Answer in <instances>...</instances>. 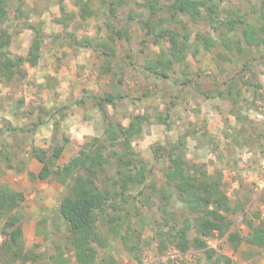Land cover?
<instances>
[{"label":"trees","instance_id":"obj_1","mask_svg":"<svg viewBox=\"0 0 264 264\" xmlns=\"http://www.w3.org/2000/svg\"><path fill=\"white\" fill-rule=\"evenodd\" d=\"M97 1L106 20L117 16L118 10L127 3L126 0ZM93 2L76 0L82 20L94 14L90 10ZM24 6L25 0H18L15 15L10 18V0H0V83L11 88L14 83L20 85L28 78V68L38 65L47 37L38 26L24 22L21 26L17 24L16 20L28 17L24 13ZM144 6L149 14H141L140 22L147 38H152V44L160 47L158 54L149 58L143 49L148 39L140 41L143 47L138 54L132 53V48L127 46L133 39L128 25L116 29L111 21L106 23V37H84L77 40L74 34H69L75 43L74 53L82 47L94 50V66L98 67V63L104 61L99 66L100 77L103 70L112 72L111 62L121 61L117 57V53L121 52L122 62L128 70L147 82L156 81L154 86L143 88L145 98L163 91V84L175 79L182 67L183 75H188L190 52L193 56L201 51L216 53L218 59L229 62L232 70L236 71L223 85L227 90L217 95L237 102L241 93L237 90L240 82L235 80V74L241 73L240 81L247 85L246 75L253 73L254 64L264 63V1L255 3L246 0L243 4V0H146ZM222 10L225 11V17L221 15ZM182 16L201 24L206 30L195 34L180 32L177 26L184 23ZM136 17L131 11L129 23ZM66 18L72 20L75 16L71 14ZM9 20L12 22L7 25ZM57 21L60 23L62 20L58 18ZM15 26L20 29H15ZM26 33L33 36L23 55L18 53V39ZM122 75L116 78L119 84H122ZM205 77L208 74L198 71L196 76L187 77L182 85L210 97L209 92L201 89L202 82L196 80ZM85 96L91 101L92 107L98 109L103 123L102 134L89 141L90 149L76 151L64 160L65 146L77 142L63 137L62 144H56L51 152L42 148L32 149V156L42 164L38 174L29 171L24 173V162L16 168L19 176L25 174L33 181L51 179L64 186V195L59 200L58 209L68 225L69 242L77 262L120 264L114 255L117 243H121L133 259L140 262L142 252L150 246V242L143 240L144 229L149 226L161 255L171 248L182 254L195 249L204 252L208 260L215 258V264H231L230 258L209 249L205 238L215 232L226 235L233 224L230 215L237 212L238 208L244 212L250 200L239 201L234 207L224 189L221 170L216 169L210 174L204 165L186 159V138L190 136L188 132L185 133L187 136H181L177 142L153 147V164L143 159L134 150L133 141L143 136L144 126L154 118L157 123L169 128L168 116H164L158 108H154L153 113L143 110L132 115L125 125L112 119L108 107H115L117 100L126 98V95L85 93ZM78 104L85 105V99L78 101ZM172 106L175 104L167 106V112ZM24 113L29 116L33 111L31 109ZM55 113L61 114L60 119L53 124V140L58 141V130L64 119V114L59 110L40 108L32 127L43 125L54 118ZM231 114L238 117L233 110ZM240 135H245L244 128L238 130L232 141L237 143ZM245 137L253 139L250 135ZM158 162L163 165L160 186L154 181L155 163ZM238 176L237 173L236 181L240 187H244L245 182ZM155 197L160 201V221H150L144 215L151 208ZM24 201L23 192L0 184V264H71L61 247H57L56 254L49 256V262H43L44 256L37 251L36 246L31 249L25 246L21 216ZM177 212H180L179 221L173 218V213ZM256 219L257 223L246 220L250 230L247 238L239 232H231L227 239L233 249H238L246 239L252 247L251 251L243 253L247 259L255 257L257 253H264V218L257 214ZM168 264L185 263L176 260Z\"/></svg>","mask_w":264,"mask_h":264},{"label":"rangeland","instance_id":"obj_2","mask_svg":"<svg viewBox=\"0 0 264 264\" xmlns=\"http://www.w3.org/2000/svg\"><path fill=\"white\" fill-rule=\"evenodd\" d=\"M126 1V5L118 10L117 16H111L106 20L99 8L98 1L94 0L90 6V10L94 14L86 20H82L79 17L80 8L76 5V0H25L24 13L28 17L20 18L16 22L19 25L24 22L42 28L47 36L42 46L43 52H52L57 47L75 48V43L69 38V34H74L77 40L84 37H106L108 34L106 23L109 21L116 29L128 25L133 39L127 46L132 48V53L138 54L140 48L143 47L140 41L148 39L149 42L143 49L146 50L149 58H152L160 52V47L152 44V38H147L146 31L140 22L141 14L144 16L149 14L148 9L144 6L146 0ZM263 1L253 0L255 3ZM245 3L246 0H243V4ZM17 4L18 0H10V18L14 17ZM61 8H63L62 12L60 11ZM131 11L137 17L129 23L128 16ZM71 14L75 16L74 19L66 18L67 15ZM221 15L225 17L224 10L221 11ZM58 18L62 20L60 23L57 21ZM181 18L184 20L183 24L186 27L183 24L177 26L180 32L195 34L206 30L204 26L192 22L186 16ZM11 22L9 20L7 25H10ZM15 29L19 30L20 28L15 26ZM32 36L30 33H26L19 37L18 51L22 52L23 48L28 46V44H25L32 39ZM84 48L88 49L82 47V49ZM92 51L94 52V50ZM49 54L45 53V56L47 57ZM55 57L59 59L58 56ZM117 57L121 61L111 62L112 72L103 70L100 77L98 75L99 66L104 61H100L98 67L93 64V68H89L88 75L85 73L86 83L98 86L101 81L98 92L101 95L107 93L126 95V98L117 100L115 107H108L109 113L115 122H122L127 125L132 115L143 110L153 113L154 108H158L164 116H168L169 128L157 123V120L153 118L149 124L144 126L143 136L137 137L133 141L134 150L150 164L154 163L152 157L153 147L158 144L165 145L168 142H177L181 136H187L185 133L190 134L186 138V159L191 163L204 165L210 174L214 173L216 169L221 170L225 183L224 189L234 207L239 201L250 200L247 202L244 212L239 211L238 208L237 212L230 215L233 224L226 235L215 232L205 238L209 249L214 250L218 255L230 258L232 260L231 264H264V253L261 254L256 251L257 255L250 259L243 256V253L251 251L252 248L246 239L238 249H233L227 240L231 232H239L247 238L250 230L246 220L257 223V214L264 218V63L254 64L253 73L246 75L247 85H243L242 80L240 81L241 73L235 74V80L240 82L237 90H240L241 96L238 97L237 102H233L227 97H218L217 93L227 90L223 85L236 71L232 70L229 62L218 59L216 53L201 51L198 55L193 56L190 52V72L188 75H183L184 67H182L176 74L175 79L163 84V91H159L155 95L156 97L147 98L143 96V88L147 85L154 86L156 81L153 83L147 82L143 77L128 70L126 64L123 63L121 52L117 53ZM198 71L208 74V77L196 80L202 82L201 89L209 92L210 97L182 85L187 77L196 76ZM94 72L97 76L94 75ZM121 74H123L121 77L122 84H119L116 78ZM2 89L3 87L0 86V109L6 111L14 100L18 102L22 100V96L31 99V97L42 95V86L31 80H24L20 85L14 83L12 88L9 87L10 94H6ZM234 92L236 93V89H234ZM84 93L92 94L96 92L85 89ZM88 103L92 105L90 100H88ZM171 103H174L175 106H172L171 110L167 112V106H171ZM231 110L236 112L238 117L233 116ZM1 118L0 126L5 125L8 127L5 132H10L11 136L8 139L0 133V150H2L0 161H3L5 169H0V184L3 183L17 190L24 189L28 191L27 198L22 203L21 214L23 216L22 226L25 246L29 249L36 246L37 251L44 256L43 262H49V256L56 254L57 247H61L64 256L70 260L71 264H79L69 242L68 225L61 217L58 209L59 200L64 195V186L55 180L48 179V182L43 183V186H45L43 187L42 184L36 182L37 180L33 181L25 174L20 176L28 178L31 182L30 185L25 183V179H19L20 176L16 175V168L21 167L24 152H21L17 147L21 142H27L26 136H29V134L26 135L21 132L22 134L17 133L12 137L14 133L12 131L13 123H7V120L3 121ZM32 124L33 122H30L25 125L26 132L33 129ZM9 126L12 127L9 128ZM241 128L245 129V135H250L253 139L248 140L245 135H240L237 143H234L232 139ZM58 136L59 140H52L45 150L51 152L56 144H62L61 138H68ZM93 137L95 136L85 137L80 142L75 140L76 144L68 143L65 146L63 159L70 158L72 154L81 149L89 150V141ZM5 156H9L11 159L4 160ZM8 162L12 163L15 168L5 166ZM155 164L154 181L157 186H160L163 177V165L161 162ZM26 171L27 168L24 167V173ZM237 173L240 175L238 178L245 182L244 187H240L236 181ZM173 214H175L173 218L179 221L180 212ZM144 215L150 221L161 220L160 201L157 197L153 199L151 208L146 210ZM1 240L2 238H0ZM143 240L150 242V246L142 252L140 262L135 261L121 243L115 245L114 255L116 260L120 264H168L170 261L174 262L176 260L185 264H215V258L208 260L204 252L195 249L182 254L171 248L166 253L159 254L158 242L151 234L149 226L144 229Z\"/></svg>","mask_w":264,"mask_h":264},{"label":"crops","instance_id":"obj_3","mask_svg":"<svg viewBox=\"0 0 264 264\" xmlns=\"http://www.w3.org/2000/svg\"><path fill=\"white\" fill-rule=\"evenodd\" d=\"M27 44L28 43L25 45ZM23 49L22 52L18 51V53L24 55L27 52L28 46ZM73 50L74 47L73 49L68 47H57L52 52H43L41 50L39 63L34 68H28L29 78L26 80L35 81L37 84H40L42 86V95L31 97V99L22 96V100L19 102L14 100L15 102L13 101L11 103L7 111L0 109L1 119H3V121L7 120V123H13L12 131L14 133L12 137L21 132L26 135L29 134V136H26L27 142H21L17 148L21 152H24V159L22 161L25 163L27 171L34 174L40 172L42 164L32 156V149L48 148V145L53 140L54 121L57 119L59 120L61 116L60 113H55L54 118L26 132L25 130L27 128H25V125L37 120L40 108L44 110H59L64 114V119L61 120V125L58 130V135L60 136H66L71 140L80 142L85 137L101 135L103 131L100 113L97 108L92 107V105L88 103L84 93L85 89L98 93L101 86V81L100 85H98L99 87L92 84L90 85L85 81V73L88 75V71H90L89 68H93L95 54L89 48H79L75 53ZM45 53L50 54L46 57ZM55 56H58L60 60ZM94 75L97 76L95 72ZM0 86L3 87L2 90H4L6 94H10L9 87L3 86V84ZM26 95L28 94L26 93ZM82 99H85V105L78 104V101ZM31 109L33 111L31 115L28 116L24 113L25 111L29 112ZM10 127L12 126H9V128ZM7 130L8 127L5 125L0 126V133L5 136V138L11 136L10 132H5ZM1 151L2 150H0V153ZM7 159H11V157L5 156L4 160ZM3 164V161H0V169L2 168L5 170ZM12 165L13 164L9 162L5 164V166L15 168V166ZM19 179H25L27 185L31 184L30 180L26 177L24 178V176H20ZM48 181L49 180H37L36 182L43 186V183ZM19 190L23 192L25 198H27L28 191L24 189Z\"/></svg>","mask_w":264,"mask_h":264}]
</instances>
